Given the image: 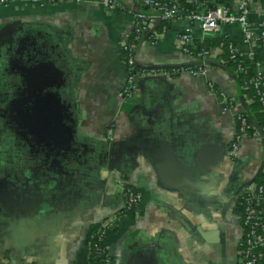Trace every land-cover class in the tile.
Listing matches in <instances>:
<instances>
[{"label": "crops", "instance_id": "0c3cea01", "mask_svg": "<svg viewBox=\"0 0 264 264\" xmlns=\"http://www.w3.org/2000/svg\"><path fill=\"white\" fill-rule=\"evenodd\" d=\"M189 1L187 10L203 11L214 0ZM117 2L0 0V92H25L19 73L24 78L35 68L41 80L48 66L53 89L68 84L69 101L63 102L69 132L83 153L78 167L51 169L48 159L39 163L28 152L24 159L12 153L0 128V181L8 184L0 183V264H87L89 235L99 225L106 229L111 264H241L244 201L238 189L264 171V129L244 134L236 153L229 152L236 112L244 105L239 100L223 108L219 92L235 97L239 84L236 72L222 64L220 49L208 56L202 73L182 68L144 77L135 100L123 99L121 47L135 14L152 11L141 0ZM239 2L219 4L235 14ZM247 17L257 31L264 0H250ZM161 23L138 40L139 66L181 67L195 58L182 49L180 34L197 46L223 34L237 43L247 71L264 80V42L245 40L238 23L205 30L182 14L164 28ZM33 38L55 65L39 52L34 58L26 53L23 43ZM126 186L140 193L129 212L120 211ZM257 207L264 216V195Z\"/></svg>", "mask_w": 264, "mask_h": 264}, {"label": "built area", "instance_id": "2783aa9c", "mask_svg": "<svg viewBox=\"0 0 264 264\" xmlns=\"http://www.w3.org/2000/svg\"><path fill=\"white\" fill-rule=\"evenodd\" d=\"M33 2L44 4L46 1H57V0H31ZM118 0H104L105 4L108 6H116ZM250 0H240L238 5V12L235 14L227 12L225 7L222 4H216L214 7H208L203 11L187 10L182 6L180 0H141V3L146 7H149L152 11L150 15L146 13H136L132 29L131 39L128 37L121 47L124 50L125 54L123 55V61L126 66V81L124 86L121 89V97L127 99L128 97L133 96L138 89V82L147 75H157L165 74L169 70H179L185 69L191 73L199 74L205 70L207 64L208 56L211 55L216 50H221V47L214 46L210 50L198 49L193 52L192 49L195 47V44H192L190 37L187 33H182L179 35V40L181 41V47L188 54L193 56L197 62L195 63H186L181 67L174 66H139L136 62V45L137 41L141 38L149 28L152 27L157 16L160 17L161 27L164 28L167 26V21L176 15H184L191 20H197L200 22V25L205 30L215 29L219 24L225 23H238L241 26L242 33L245 40H249L251 37L264 42V17L260 18L256 25L257 31L248 24L247 12L249 9ZM147 17L149 21H147ZM152 23V24H151ZM151 24V25H150ZM150 40L152 43L156 41L157 33H149ZM233 41V40H232ZM229 49L232 51L231 56L234 57L235 53L233 50H236L232 42H229ZM237 51V50H236ZM249 82H253L254 86L257 88V91L261 93V99L264 103V91L262 90V85L264 80L262 75L258 73H253L252 76L248 79ZM209 87L213 88L214 83L209 82ZM219 95L223 101V108L226 110L237 102V97L229 96L223 92H219ZM236 117L239 120V133L235 135L234 140H232L229 148V152L232 154L236 153L238 147V141L241 137L246 134V132L253 126L247 120V117L242 111L236 112ZM254 127V126H253ZM255 128V127H254ZM256 132V131H252ZM123 194V204L120 211H127L131 208H137L139 205L140 193L132 188L131 186H126L122 192ZM243 195V208L241 211L239 226L242 232V229L246 227L247 232L245 233V244L239 249L241 254V264H264V216L260 214V211L257 207V202L264 195V176L259 182L252 181L248 183L242 191ZM99 229L102 234H105V227L100 225ZM100 247H106L104 244V239L99 242ZM261 248V249H258ZM258 249V250H257ZM107 264L112 263L110 254L107 251Z\"/></svg>", "mask_w": 264, "mask_h": 264}, {"label": "flooded vegetation", "instance_id": "af4514ba", "mask_svg": "<svg viewBox=\"0 0 264 264\" xmlns=\"http://www.w3.org/2000/svg\"><path fill=\"white\" fill-rule=\"evenodd\" d=\"M18 77L24 84L21 73ZM54 94L50 96L39 90L0 92V128L4 129L7 147L12 153L24 159L28 152L39 158V163L42 158L50 160L51 169L67 168L70 171L80 165L82 147L72 140L66 105L62 100L60 103L53 101ZM3 179L1 177L0 183L6 185ZM242 191L243 188L239 190L241 195ZM122 192L121 204L124 201Z\"/></svg>", "mask_w": 264, "mask_h": 264}, {"label": "trees", "instance_id": "16d2710c", "mask_svg": "<svg viewBox=\"0 0 264 264\" xmlns=\"http://www.w3.org/2000/svg\"><path fill=\"white\" fill-rule=\"evenodd\" d=\"M221 0H214L209 7H214L216 4H218ZM180 3L184 8L190 9V1L189 0H180ZM169 23V20L167 21V24ZM132 32L129 34V38L131 39ZM138 42V41H137ZM229 42H232L234 47H236V50H233L235 53V56L232 57V51L229 49ZM220 46L221 52L219 55L222 58V64L227 67H229L231 70L236 72L237 81L239 84V90L237 94V100L241 101L243 103L242 111L245 116L247 117V120L250 122V115L254 117V119L257 121L258 125L264 129V103L261 99V93L257 91V88L254 86L253 82H249L248 79L250 76L253 75V73H250L245 68L242 60L240 59V55L238 52V46L237 43L230 40V38L227 35L219 34L215 36H211L209 39L203 40L199 47L197 44L192 49L193 52L197 51L198 49H206L210 50L214 46ZM125 54L124 50L121 49V57L123 59V55ZM239 120L236 117V132L239 133ZM255 128L253 126L250 127L249 130L253 131ZM234 135V138H235ZM233 138V140H234ZM264 176V171L257 177L256 182H259L261 178ZM135 208H131L129 211H133ZM100 225L95 227L89 235V242H90V251H89V262L87 264H107V248L106 247H100L99 242L104 239V233L102 234L101 230L99 229ZM247 232L246 227L242 229L241 232V238L239 241L238 249H241L245 244V233ZM261 249V248H258ZM257 249V250H258ZM239 254L240 259L241 254ZM264 258L262 257L261 260ZM111 262V261H110ZM109 262V264H110ZM242 263V261H241Z\"/></svg>", "mask_w": 264, "mask_h": 264}, {"label": "water", "instance_id": "95a60500", "mask_svg": "<svg viewBox=\"0 0 264 264\" xmlns=\"http://www.w3.org/2000/svg\"><path fill=\"white\" fill-rule=\"evenodd\" d=\"M140 1V0H139ZM156 23H155V25L152 27V28H150V30L149 31H152V30H154V28H155V26L158 24V22L160 21V17L159 16H157V18H156ZM145 38V36L143 37V39ZM35 42H37V41H35V39L33 38V39H29V42H25V43H23V46L22 47H25V49H26V53L27 54H31L32 55V58H34V57H36V53L37 52H39V53H41V55L44 57V58H49V59H51L52 60V62H53V64L55 63V61H54V59H52L51 57H49V55L47 54V51L46 50H39V49H37L36 47H35ZM32 46V48H30ZM198 47H199V44H198ZM30 52V53H29ZM33 52V53H32ZM136 62H137V60H136ZM195 62H197V60L195 59L194 61H192V62H187V63H195ZM138 63V62H137ZM55 65V64H54ZM138 65H140V64H138ZM52 66V68L54 67L53 65H51ZM146 66H159V65H157L156 63H149L148 65H146ZM161 66H174V64H161ZM57 67V66H56ZM44 68V74L42 75V78H41V80H40V78H38V76H37V72H36V69L34 68H29V70H27V72H26V74L24 75V82L26 83L25 85V88H26V90H25V92H34L37 88H38V86L40 87V88H43V90L45 89V94H49L50 96L55 92L56 94H54L55 95V97L54 98H52L53 99V101H55L56 103H60V100H62V101H66V98H68L67 99V102L69 101V96H70V92H68V87H66V84L67 83H63V84H60V83H58V84H56V89L54 88L53 89V86H54V84H55V82L53 83V81L51 80V76H50V74H49V72H50V68L48 67V66H45V67H43ZM57 69V68H56ZM53 71V70H52ZM64 72H65V70L64 69H62V70H60V69H58L56 72H55V74L57 73L58 75L60 74L61 76H63V74H64ZM52 74H53V72H52ZM54 74V75H55ZM53 76V75H52ZM152 76H155V75H147V76H145V77H152ZM144 78V77H143ZM41 81V82H40ZM62 81L64 82L65 81V79L63 78L62 79ZM139 83H140V81L138 82V85H139ZM64 85V86H63ZM68 85V84H67ZM59 89V90H58ZM134 96V95H133ZM133 96H131V97H128L126 100H128V101H133V100H135V98L133 97ZM235 97H237V95L235 96ZM250 123H252L253 124V126H255V129H258V131H259V134H260V132H261V127L258 125V123H257V121L254 119V117L252 116V115H250ZM70 126V125H69ZM70 132L72 133L73 132V128L70 130ZM252 133V131L251 130H248L247 132H246V135H250ZM73 134V133H72ZM77 142V141H76ZM75 142V143H76ZM258 174V173H257ZM256 174V175H257ZM251 182V180H248V181H246V182H244L243 184H241L240 186H239V189H238V191L241 189V188H244L248 183H250ZM29 188H30V190H32V188L33 187H31V186H29ZM16 189H18V188H16ZM39 196H37V198H38ZM36 198V200L37 201H41L40 199H37ZM41 198H46V197H44V194L41 196Z\"/></svg>", "mask_w": 264, "mask_h": 264}]
</instances>
